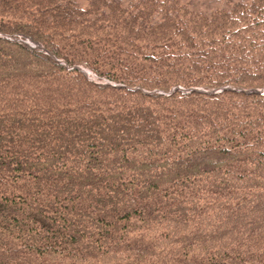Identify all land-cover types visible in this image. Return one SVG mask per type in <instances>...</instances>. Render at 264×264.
<instances>
[{"label": "trees", "instance_id": "1", "mask_svg": "<svg viewBox=\"0 0 264 264\" xmlns=\"http://www.w3.org/2000/svg\"><path fill=\"white\" fill-rule=\"evenodd\" d=\"M253 90L264 0H0V264H264Z\"/></svg>", "mask_w": 264, "mask_h": 264}, {"label": "bare ground", "instance_id": "2", "mask_svg": "<svg viewBox=\"0 0 264 264\" xmlns=\"http://www.w3.org/2000/svg\"><path fill=\"white\" fill-rule=\"evenodd\" d=\"M28 38L27 37H24V36H18V40L19 41H22V42H25ZM37 44V43H36ZM30 45V44H29ZM32 46V45H31ZM33 47V46H32ZM35 48V47H34ZM85 72H87V74H91V71L89 70H85ZM227 89H230V87H226ZM259 92H262V90H258ZM205 92H211V93H215L217 92V90H211V91H205ZM251 92V91H250Z\"/></svg>", "mask_w": 264, "mask_h": 264}, {"label": "rangeland", "instance_id": "3", "mask_svg": "<svg viewBox=\"0 0 264 264\" xmlns=\"http://www.w3.org/2000/svg\"><path fill=\"white\" fill-rule=\"evenodd\" d=\"M35 47H40V48H42L41 46H35ZM81 69L85 72V70H89V69H87V68H84V67H82L81 66ZM90 71V70H89ZM86 74H87V72H85ZM88 75V74H87ZM88 76H90L92 79H94V80H96L98 83H102L103 81H101V80H99V78L97 79V77H96V75L93 73V72H91V74H89Z\"/></svg>", "mask_w": 264, "mask_h": 264}, {"label": "water", "instance_id": "4", "mask_svg": "<svg viewBox=\"0 0 264 264\" xmlns=\"http://www.w3.org/2000/svg\"><path fill=\"white\" fill-rule=\"evenodd\" d=\"M224 89H227L226 87L225 88H222V89H220V90H217V92H219V91H222V90H224ZM191 90H199V89H196V88H194V89H191ZM190 90V91H191ZM250 92V91H249ZM251 92H259L258 90H253V91H251Z\"/></svg>", "mask_w": 264, "mask_h": 264}]
</instances>
